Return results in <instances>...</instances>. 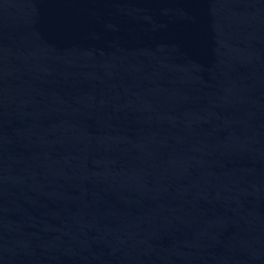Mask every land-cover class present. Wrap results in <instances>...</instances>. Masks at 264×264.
<instances>
[{
	"label": "water",
	"instance_id": "obj_1",
	"mask_svg": "<svg viewBox=\"0 0 264 264\" xmlns=\"http://www.w3.org/2000/svg\"><path fill=\"white\" fill-rule=\"evenodd\" d=\"M0 264H264V0H0Z\"/></svg>",
	"mask_w": 264,
	"mask_h": 264
}]
</instances>
